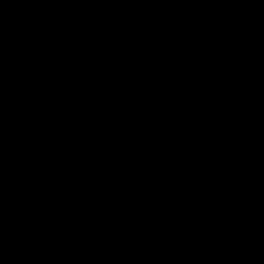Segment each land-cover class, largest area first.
<instances>
[{
    "label": "water",
    "instance_id": "obj_1",
    "mask_svg": "<svg viewBox=\"0 0 264 264\" xmlns=\"http://www.w3.org/2000/svg\"><path fill=\"white\" fill-rule=\"evenodd\" d=\"M0 264H264V0H0Z\"/></svg>",
    "mask_w": 264,
    "mask_h": 264
}]
</instances>
